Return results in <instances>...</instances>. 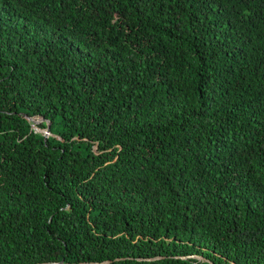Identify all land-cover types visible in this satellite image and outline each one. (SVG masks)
<instances>
[{"label":"trees","instance_id":"trees-1","mask_svg":"<svg viewBox=\"0 0 264 264\" xmlns=\"http://www.w3.org/2000/svg\"><path fill=\"white\" fill-rule=\"evenodd\" d=\"M195 255L264 264V0H0V264Z\"/></svg>","mask_w":264,"mask_h":264},{"label":"water","instance_id":"water-1","mask_svg":"<svg viewBox=\"0 0 264 264\" xmlns=\"http://www.w3.org/2000/svg\"><path fill=\"white\" fill-rule=\"evenodd\" d=\"M28 121H30L33 124H39V122L40 123L44 122L43 120H37V119H29ZM48 125H49V127H48V130H47L46 134H45L46 138H49L50 137L51 125H50V123H48ZM182 258L183 259H186V258H194V259H198L200 261H205V262H208L210 264H213L210 260L204 258L203 256H197V255H195V256L182 257ZM45 264H63V263L60 262V263H45ZM102 264H110V262H106V263H102Z\"/></svg>","mask_w":264,"mask_h":264},{"label":"rangeland","instance_id":"rangeland-1","mask_svg":"<svg viewBox=\"0 0 264 264\" xmlns=\"http://www.w3.org/2000/svg\"><path fill=\"white\" fill-rule=\"evenodd\" d=\"M40 124H41L40 122H39V124H34L33 125V129L36 130V131H38V132H41V133L46 134L47 131L46 132L45 131H40V129L37 128V126L40 125Z\"/></svg>","mask_w":264,"mask_h":264}]
</instances>
